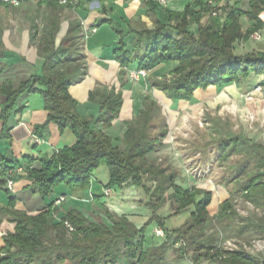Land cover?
I'll return each mask as SVG.
<instances>
[{
    "label": "trees",
    "instance_id": "1",
    "mask_svg": "<svg viewBox=\"0 0 264 264\" xmlns=\"http://www.w3.org/2000/svg\"><path fill=\"white\" fill-rule=\"evenodd\" d=\"M18 1L21 4L37 1L55 9L73 6L59 5L56 0ZM249 2L248 11L225 4L218 8L220 14L213 16L206 0H195L182 12L167 11L163 18L158 12L161 5L146 0L153 26L142 21L130 22L129 33L134 36L129 43H125L124 37L121 39L115 58L125 71L133 68L150 71L162 63L172 64L170 76L155 81V86L172 100L191 101L198 89L242 83L252 73L264 74V51L237 52L238 41H248L253 33L264 27L260 18L264 0ZM0 4L12 6L1 1ZM243 16L253 22L246 29L241 23ZM192 24L196 25V33L190 30ZM77 27L80 25L70 28L57 48L53 41L55 29L44 38L40 49L44 57L41 74L21 81L17 88L9 84L1 86L5 104L0 118L8 120L22 93L34 92L43 99L48 111L47 123L53 122L60 131L70 129L75 134V144L56 151L51 157L42 158L39 168L27 169L28 177L43 196H49L55 187L63 184L72 189L90 188L94 173L100 166H106L110 179L105 188L124 185L142 188L148 196L146 205L151 215L140 227L126 215L108 209H104V213L109 222L92 220L78 210H68L57 221L53 204L35 215L18 212L14 209L16 199L7 188L9 203L4 210L15 226L3 234L0 264H62L66 260L72 264H116L121 258H125L127 264H163L172 248L177 249L180 258L190 256V264L205 261L264 264V258L252 255L244 248L222 250L216 236L205 235L213 220L226 224L224 228H231L238 220L234 202L235 195L241 190L247 200L258 205L251 192L264 190V143L243 137L228 123L223 125L219 119L213 120L209 126L210 136L218 142L221 157L226 160L234 154H241L236 173L241 176L243 172H249L250 177L239 181V188L218 204L217 214L211 216L208 205L212 191L197 185L182 186L178 184V173L172 166L157 165L148 159V154L165 145L169 130L164 124L157 131L162 117L161 107L155 101L145 100L139 115L124 121L122 147L106 132L119 117L123 103L121 91L104 98L101 104L103 113L98 117L82 115L78 111V102L69 90L86 74ZM118 27L116 29L124 36L125 29ZM261 86L264 91V81ZM19 167L21 161L7 158L0 152V184L6 186L10 171ZM167 203L176 205L175 213L190 210L189 219L179 227H166L169 216L162 215L160 209ZM151 225L161 227L166 237L161 245L146 247L147 229ZM234 225L232 232L240 238L248 239L257 233L263 234L264 238V220L244 226ZM179 240L186 242L185 245L174 247Z\"/></svg>",
    "mask_w": 264,
    "mask_h": 264
},
{
    "label": "crops",
    "instance_id": "2",
    "mask_svg": "<svg viewBox=\"0 0 264 264\" xmlns=\"http://www.w3.org/2000/svg\"><path fill=\"white\" fill-rule=\"evenodd\" d=\"M193 1L195 0H167L166 4H160L159 16L165 18L167 11L182 12ZM208 1L206 0L207 3ZM213 1L219 7L229 4L247 11L250 9L249 0ZM260 18L264 23V11H261ZM132 21H142L149 27L153 26L146 0H96L94 3L83 0L79 5L56 9L48 4H32L30 2L22 3L19 6L0 4V88L4 84L17 88L21 81L27 80L33 75L41 74L44 57L40 49L44 38L55 29L53 41L57 48L67 36L70 28L80 25L77 27L76 35L80 40L79 51L84 56L86 74L77 79L69 90L78 102V111L82 115L93 117H98L103 113L101 104L108 94L122 92L123 103L119 117L106 129V132L115 139L119 147L123 146L124 121L138 116L144 107L145 100L155 101L161 107L160 111L163 114H166V109L182 113L188 109L187 106L191 107L201 103L211 108L231 101L237 105L239 102L244 104V97L249 94H254L257 101L255 103L259 105V108L264 105L263 88L261 91L255 92V88L261 86V82L264 81V74L252 73L242 83L209 85L205 90L198 89L191 101L172 100L155 86L156 80L170 76L172 64H159L154 69L152 68L146 77L132 80L129 77V71H125L115 58V52L120 47L121 39L124 37L125 43H129L134 36L133 33H129L128 26ZM241 23L246 29L253 22L247 16H243ZM116 26L125 29L124 36L118 32ZM195 26L192 24L190 30L196 33L197 28ZM94 28L96 31H93ZM259 32L261 37L257 40H260L262 44H259L257 49L254 46L256 50L247 48L253 44L251 43V35L248 41L236 43L237 48L240 44L245 47L242 52H237L264 51V27ZM4 102L5 96L0 91V115ZM242 115L244 114L242 113ZM8 117V120L0 118V152L7 158H16L21 161V167L16 171H10V178L14 181L13 188L9 189L7 185L0 184V190L7 193L6 189H9L10 195L16 199L15 210L35 215L45 210L50 204H53L54 207L56 199L65 196V200L55 207L54 218L57 221L68 210H78L89 217L104 216V209H108L112 213L126 215L138 227L148 220L151 210L145 203L136 204L134 201L138 198V194L144 191L142 188L124 185L111 187V193H105V185L110 179L109 170L106 166H100L94 173L90 188L72 189L63 184L55 187L49 196H43L37 190L33 180L28 177L27 169L30 167L39 168L42 158L51 157L56 151L75 144L77 138L70 129L60 131L57 124L47 123L48 111L38 93H22L18 98L16 107ZM258 118L264 121L263 114L258 115ZM43 124H46L44 128H38ZM249 138L264 143L253 137ZM238 176L235 182L247 180L250 173L243 172L241 176ZM194 184L197 185L196 182ZM180 185L183 186V184ZM232 193L235 192L231 191L229 196ZM251 194L258 205L253 204L261 212L249 217L236 215L238 220L234 224L237 226L264 220V190H254ZM239 195H242L243 199L247 201L245 192L241 190L235 195V198H242ZM139 199L142 200V198ZM8 203L9 199H0L1 237L5 231L12 230L15 226L11 217L4 210ZM210 215L215 216L214 214ZM153 226L152 236L155 237L154 231L158 226ZM238 238L247 241L245 238ZM2 243L3 239L0 245ZM161 243V240L155 242L146 235V247L161 245ZM62 264H72V262L66 260ZM116 264H127V262L125 258H121ZM203 264H207V261Z\"/></svg>",
    "mask_w": 264,
    "mask_h": 264
},
{
    "label": "rangeland",
    "instance_id": "3",
    "mask_svg": "<svg viewBox=\"0 0 264 264\" xmlns=\"http://www.w3.org/2000/svg\"><path fill=\"white\" fill-rule=\"evenodd\" d=\"M30 3L36 4L37 1ZM252 41V42H251ZM251 44L247 48L256 50L260 40L251 37ZM254 46L256 49H254ZM242 44L239 45L237 51L244 50ZM251 100L244 97V104L227 102L218 107L211 108L206 104H196L188 108L182 113L177 111H170L166 109V114L161 113L162 121H159L157 131L163 127L164 124L168 127V135L164 139L165 146L160 147L159 150L152 152L148 157L149 161L155 164L170 165L174 168L178 175L177 180L179 184L185 187L197 185L213 192L211 202L208 205L209 214H214L218 211L221 201H224L229 193L234 192L239 188V181L235 182L234 177H239L236 173V166L240 163L241 154H234L223 160L221 152L218 149V142L213 141L210 136L209 126L213 120L219 119L223 125L227 123L231 126L232 130L236 133H241L249 137L258 139L264 142V121L258 118V115L264 116V105L259 108L255 102V96ZM249 102V103H246ZM245 105V106H244ZM260 109V110H259ZM170 111V112H169ZM244 114L241 116V114ZM220 114V115H219ZM218 116V117H217ZM225 125V126H226ZM209 169V170H208ZM5 191L0 190V199H8ZM242 197V195H239ZM135 199V203H145L148 196L144 191L140 192ZM139 198H142L140 200ZM248 201V200H247ZM245 199L237 198L234 202L238 216H255L261 211H258L252 202H247ZM176 205L167 203L160 209V213L164 216H169L166 219V227L172 229L173 226L183 225L190 217V210L175 213ZM88 218L98 222H109L105 216H89ZM217 220H213L206 230V236H216L218 244L221 245L227 241L232 240L237 244L247 245L249 253L255 256L264 258V238L263 234H251L247 241L240 240L233 232L232 228L227 227ZM154 226L151 225L147 229V234L150 239L155 242L163 241L162 237L152 236ZM1 231V228H0ZM1 233V232H0ZM155 233V232H154ZM2 237L0 236V243ZM185 245L186 242H183ZM176 247V246H175ZM178 247V246H177ZM223 248V247H222ZM190 252V251H189ZM188 254H191L189 253ZM190 256L187 258H180L177 249L172 248L168 251L163 264H190ZM204 263V262H203ZM202 263V264H203ZM207 264H219L216 262H209Z\"/></svg>",
    "mask_w": 264,
    "mask_h": 264
},
{
    "label": "built area",
    "instance_id": "4",
    "mask_svg": "<svg viewBox=\"0 0 264 264\" xmlns=\"http://www.w3.org/2000/svg\"><path fill=\"white\" fill-rule=\"evenodd\" d=\"M0 1L5 2V3H9L12 6H19L21 4L18 0H0ZM56 1L59 3V5H69V4L77 5L81 0H56ZM89 1H91L93 3L96 2V0H89ZM154 1L158 2L161 5H164L167 3V0H154ZM226 1L230 2L231 0H226ZM208 4L212 8V15L218 16L220 14V11L218 9L219 6L213 0H209ZM93 31H96V28H94ZM260 37L261 36H260L259 31L252 34L253 39H260ZM128 71H129V77L132 80H139L141 77H146L148 75V72H149L147 69H133V70H128ZM261 90H262V86H260V85L255 88V92H257V91L259 92ZM253 96H254V94H249L246 96V98L248 100H251L254 98ZM13 185H14V181L11 178L8 179V181H7L8 188L12 189ZM111 191H112L111 188L105 189L106 194H110ZM63 200H65V196H61L58 199H56V201L54 202V207L58 206ZM154 232L157 236H159V237L161 236L163 239L166 237L165 231L159 226L155 228ZM183 242H184L183 240H179L178 242L174 243L173 245H174V247L175 246L179 247L180 245L184 244ZM218 247L222 250H227V251L240 250V249L244 248V250L249 252V247L247 245L243 244L240 246L239 244H237L236 242H234L232 240L225 241L222 244L223 248L221 247V245H218Z\"/></svg>",
    "mask_w": 264,
    "mask_h": 264
}]
</instances>
